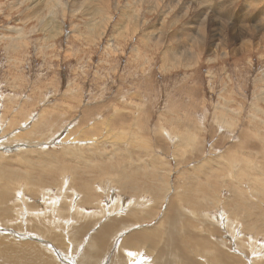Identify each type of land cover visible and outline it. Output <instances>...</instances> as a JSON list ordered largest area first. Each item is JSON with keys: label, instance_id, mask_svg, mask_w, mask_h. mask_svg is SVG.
Returning a JSON list of instances; mask_svg holds the SVG:
<instances>
[{"label": "rangeland", "instance_id": "obj_1", "mask_svg": "<svg viewBox=\"0 0 264 264\" xmlns=\"http://www.w3.org/2000/svg\"><path fill=\"white\" fill-rule=\"evenodd\" d=\"M179 1L0 0V264H264V0Z\"/></svg>", "mask_w": 264, "mask_h": 264}, {"label": "bare ground", "instance_id": "obj_2", "mask_svg": "<svg viewBox=\"0 0 264 264\" xmlns=\"http://www.w3.org/2000/svg\"><path fill=\"white\" fill-rule=\"evenodd\" d=\"M179 1V0H178ZM182 1V0H181ZM214 1V0H213ZM259 1V0H258ZM177 2V1H176ZM180 2V1H179ZM207 2V1H206ZM208 2H210L209 0H208ZM181 3V2H180ZM211 4V3H210ZM176 5V4H175ZM177 6H178V4H177ZM188 6V5H187ZM191 7V6H190ZM194 8V7H193ZM202 8V7H201ZM102 9H104V6H102ZM192 9V8H191ZM196 9H197V7H196ZM204 9V8H203ZM186 10H188L187 8H186ZM185 10V11H186ZM226 10V9H225ZM190 11V10H189ZM201 11L202 10H199V12H198V16H197V19L198 20H200V21H206V19L208 18V16H206L205 18H204V13L202 12L201 13ZM227 11V10H226ZM169 11H167V13H168ZM205 12V11H204ZM105 16V15H104ZM229 16V15H228ZM101 17V16H100ZM230 17V16H229ZM104 18V17H103ZM124 18V17H123ZM262 20V19H261ZM259 22H261L260 20H259ZM217 24H219V23H217ZM264 26V25H263ZM199 27V26H198ZM203 27H204V24H200V31H202L201 30V28L203 29ZM220 27H221V29H223L224 28V24H220ZM225 27H226V25H225ZM97 28V27H96ZM101 29V28H100ZM250 29V28H249ZM247 29H246V24L243 26V27H241V30H240V32H245ZM250 32H251V30H249ZM254 33V32H253ZM200 34H202V32L200 33ZM204 34V33H203ZM247 34V33H246ZM197 36V35H196ZM203 36H205V35H203ZM244 37V36H243ZM245 37H246V35H245ZM161 38V37H160ZM159 38V39H160ZM196 38V37H195ZM1 39V38H0ZM199 39V38H198ZM197 39V40H198ZM189 40V39H188ZM248 40H246L245 42H247ZM196 42V41H195ZM199 43V42H198ZM251 44V43H250ZM196 45V44H195ZM250 46V45H249ZM170 50H172L171 48H169V49H167V52H169ZM174 50V49H173ZM189 50V49H188ZM216 50V49H215ZM191 52V51H190ZM179 54H189V53H187L186 52V50L184 49V51L182 50V51H179ZM176 55V54H175ZM192 196V195H191ZM178 206H179V204H176V205H172V208H173V214H174V216H178V213H177V211H178ZM174 216H172V217H168V220H167V229H168V232H167V240H166V244L165 245H163L162 247H160L159 248V253H163L164 255H165V257H166V259H167V255H168V252L172 249L173 250V257H174V262H175V260H176V262L175 263H178L179 264V262L182 260V259H185V258H183L184 256H186L187 258H186V262H185V264L188 262V261H191L192 263L191 264H196V262H195V260H193V259H191V258H189L185 253H184V251H182V249H183V247L181 248L180 247V245H182V244H180L181 242H179L180 241V237L179 236H175V235H172V232H173V230H174V228H175V225H176V221H177V218H175ZM110 224H111V221L110 222H108V223H106L105 225H104V228H105V230L106 231H104L105 232V235L107 234V233H109V232H111L110 230H107L109 227H110ZM92 225V224H91ZM88 226H90V224H87V225H84L82 228H80L81 230H86L87 228H88ZM93 228H95V227H93ZM99 228V227H98ZM80 229H77V235L78 236H80L81 234H82V231L80 230ZM91 229V228H90ZM99 229H101V228H99ZM92 230H94V229H92ZM86 231H88V230H86ZM97 231H99V230H97ZM91 232V231H90ZM84 234V233H83ZM98 235V234H97ZM89 237V236H88ZM138 237H140V234H136V235H132L131 236V240L130 241H137V240H143V236L141 237V238H138ZM83 238V237H82ZM87 238V237H86ZM90 238V237H89ZM129 238V237H128ZM134 238V239H133ZM149 239H151L150 241H149ZM80 240L81 239H79V241L78 242H80ZM148 240V241H147ZM146 241L150 244V245H152V246H154V248H157V245H159V240H157V237L156 236H154V235H151L150 236V238H148ZM127 241V240H126ZM77 242V241H76ZM84 242L85 243H92V247H91V244H89L88 245V249L91 251V253H93V250L96 248V244H95V240H93V239H91L90 238V240L88 241H86L85 240V236H84ZM98 242V241H97ZM152 242V243H151ZM99 243V242H98ZM124 243V242H123ZM126 244H127V242H125ZM77 244V243H76ZM180 244V245H179ZM79 245H80V243H79ZM78 246V245H77ZM91 247V248H90ZM239 247V246H238ZM240 247H241V245H240ZM99 249H100V247H99ZM221 250H222V248H220ZM184 250V249H183ZM96 251V250H95ZM94 251V252H95ZM218 251H220V250H218ZM226 251V250H225ZM89 252V251H88ZM99 253V252H98ZM111 253V252H110ZM128 253V252H127ZM188 253V252H187ZM220 253V252H219ZM217 254V253H216ZM128 255V254H127ZM217 255H219V254H217ZM232 255V254H231ZM162 255H160V257H161ZM220 256V255H219ZM221 256H223V255H221ZM227 256V255H226ZM234 257V256H233ZM91 258H93L92 257V255H91ZM90 258V259H91ZM224 259V258H223ZM230 259H232V257L230 258ZM88 260V259H87ZM159 259H157V261H158ZM193 260V261H192ZM90 261V260H89ZM95 261V260H94ZM156 261V260H155ZM228 261V260H227ZM123 262H125V259H124V261ZM137 262H139V261H137ZM183 262H184V260H183ZM155 263V262H154ZM146 264V263H145ZM149 264H151V263H149ZM164 264V263H163ZM190 264V263H189Z\"/></svg>", "mask_w": 264, "mask_h": 264}, {"label": "crops", "instance_id": "obj_3", "mask_svg": "<svg viewBox=\"0 0 264 264\" xmlns=\"http://www.w3.org/2000/svg\"><path fill=\"white\" fill-rule=\"evenodd\" d=\"M256 22H258V21L256 20Z\"/></svg>", "mask_w": 264, "mask_h": 264}]
</instances>
